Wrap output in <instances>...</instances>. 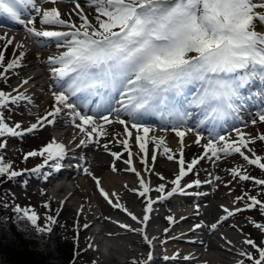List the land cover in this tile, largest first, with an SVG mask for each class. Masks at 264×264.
I'll list each match as a JSON object with an SVG mask.
<instances>
[{
    "label": "snow or ice",
    "instance_id": "6c2138e0",
    "mask_svg": "<svg viewBox=\"0 0 264 264\" xmlns=\"http://www.w3.org/2000/svg\"><path fill=\"white\" fill-rule=\"evenodd\" d=\"M62 2L75 5L73 13L78 20L72 19V13L63 14L60 11L56 5ZM43 4L52 6L45 8ZM86 4L94 9L95 14L91 18L78 0H41V6H37V0H0V24H19L37 45L54 44L57 49H63L47 60L51 79L57 86V90L51 92L54 105L43 116H37L36 122L26 129L19 122L10 125L5 111L11 112L13 107H19L23 102L31 104V98L20 92L19 88L12 92L0 90V138H23L39 128L54 126L64 110H67L69 117L64 126L70 124L84 137L79 140L77 147L87 146L89 142L100 144L102 138L111 135L108 126L121 125L123 132L115 133L112 142L122 145L128 153V159L123 161L129 166L125 171H131L139 178V189L135 191L138 197L145 198L143 216L137 217L120 203L117 193L110 194L101 187L100 179L88 167H83V172L92 177L101 197L112 208L120 209L141 225L139 229H133L128 224L117 222L121 229L141 233L143 242L150 248L146 259L133 260L132 264H150L155 238H149L147 227L152 218L153 205L174 195H189L186 189L200 188L202 182L199 179L183 186L181 181L193 173L201 160L219 161L222 157L238 154L247 165L264 171V155L257 154L251 147L257 141L264 142V134L253 136L240 128H235L238 139L213 135L211 132L206 139L200 132H195L194 143L202 147L203 154L186 164L185 136L194 129L184 127L187 120L191 119V113L178 107L175 99L184 96L189 85H198V91L190 104L204 110L200 122L202 125L225 120L230 114L243 121L239 114L240 108L252 98V94L245 96L242 90L254 82L261 84L260 92L256 95H261L264 100V31L257 30L258 25L264 27V0H86ZM29 7L35 15L22 18L21 8ZM37 23L43 27L38 28ZM0 41L3 42L0 47V80L7 82L9 73H15L16 69L23 67L26 51L22 43H15V38L9 37L7 33L0 34ZM9 46L20 51L19 55L14 51L13 58L5 63V52ZM28 82V79H24L21 87ZM93 97L100 98L97 109L108 112L107 115L101 114L99 120L82 111L90 105ZM73 98H77L79 106L78 102H70ZM146 117L168 118L180 144L178 173L171 181H166L164 175L157 173L159 179L165 182L155 188L133 165L130 145L133 132L145 171L152 172L149 167V144L153 145V154L150 156L152 164L157 160L156 153L173 161L177 159V152L168 146L165 137L149 136L153 128L142 123ZM250 122L252 125L264 124V108ZM205 139L206 142L201 145V140ZM102 146L110 152L114 161L121 159L123 153L111 152L108 143ZM6 147L7 140H0V149ZM30 157H42L43 163L30 170L17 171L13 169L12 162L0 155V177L13 180L24 175V172H31L42 174L47 180L53 172H60L65 167L64 161L69 158V150L64 143L53 138L38 151L27 152L23 159L27 161ZM46 167L50 171L44 174ZM76 167L81 168L82 165ZM111 169L117 170L114 162ZM228 172L233 179L252 181L254 185L260 186V195H264V179L251 176L243 165L229 168ZM221 179L216 175L204 183L212 184ZM24 183L27 184V181ZM169 184L170 190H166ZM152 192L158 195L153 198ZM191 194L206 195L202 192ZM241 203L242 207L221 206L224 214L216 222L210 225L197 223L191 230L208 228L216 231L229 218L253 209L259 210L264 216V201L258 196L244 192L233 201L234 205ZM44 207L51 211L49 204ZM13 211L17 214L18 224L26 221L40 237L51 233L52 225L56 224V218L47 214L46 223L41 226L38 223L40 217L32 208L17 205ZM80 212H83V208ZM166 220L172 226L179 222L172 215L167 216ZM250 222L264 233V223ZM83 227L88 229L90 224L85 223ZM170 231V228L164 229L165 234ZM162 243H167V240ZM227 243L232 244V241L228 240ZM243 243L251 246L258 253V258L251 251L241 249L238 254L244 259L238 260L237 264H245V259L251 264H264V247L247 237ZM87 247L91 249L93 245L89 243ZM162 259H179V253L173 257L165 255Z\"/></svg>",
    "mask_w": 264,
    "mask_h": 264
},
{
    "label": "bare ground",
    "instance_id": "6f19581e",
    "mask_svg": "<svg viewBox=\"0 0 264 264\" xmlns=\"http://www.w3.org/2000/svg\"><path fill=\"white\" fill-rule=\"evenodd\" d=\"M78 2L81 4V7L84 8V12L86 14H89L90 17L95 14L94 9L87 6L86 0H78ZM51 6V4H46L45 8ZM56 6L63 14L72 13V19L78 20V17H76L75 13H73V8L75 6L73 3L62 2ZM37 27L39 28L43 26L38 24ZM20 30L21 29H18V27H13L11 28V30H9V32L6 31V33L9 37L15 38V43H22L24 45V49L28 51L27 53L29 55H41L34 49L35 47L32 42L35 41L28 35L25 36L24 34H22ZM51 45L54 44L38 46L46 51L48 46ZM46 56L48 58L50 55L46 53ZM41 60L42 62L38 61V63L30 62L28 64H24L26 72L23 79H28V84L21 87V80L19 83L14 85L10 89V91H8L12 92L13 89L19 88L20 92L25 93L31 98L32 103L30 104V106H38L39 104L37 103L39 101L44 102L43 110L45 108L47 110H44L43 113H46L47 111H50L54 105V99L51 95V86H53L54 89L57 86L53 83L51 74H48L44 70L46 66L45 58H41ZM41 67L43 71L38 70ZM44 77L48 80H51L50 85L49 83H44ZM75 102L78 101L75 100ZM84 109L86 110L87 108L85 107ZM97 119L99 120V117H97ZM66 121H69V117L67 115V110H64L57 118L56 124L54 126H47V128L54 129V131L61 133V143H64L67 146L69 150V158L64 161L65 167L60 172H53V174L49 176L47 180H45L43 177L39 178V185L43 184L39 187L41 189L39 193L44 198H53L55 195L58 196V199H56V201H58L60 198L64 207L68 209L79 210L81 207H84L85 210L83 209V212L78 213L80 214V216H84L83 225L85 223L90 224V227L88 229L96 226L94 228V230H97L96 237L93 235V231H91L90 238L92 239L93 243L97 244V251L101 252L102 248H104V244L109 246V244L106 243L107 239V241L111 244L110 252L112 253L113 250H116L119 253L125 252L123 256H129V254L140 255L139 247L146 249L149 248V246L143 242L141 233L129 232L121 229L118 226L117 222L128 224L133 229H139L141 225L132 221L131 218L123 213L120 209L112 208L101 197L99 189L97 188L92 177L86 175L83 172V167H88L89 170L100 179L101 187H103L110 194L112 192L117 193L120 197V203L124 204L129 209V211L134 213L137 217L143 216L145 198L138 197L137 191H135L139 189V178L135 173L131 171H125V169L129 167L128 165L124 163L121 164V160L124 161L128 159V153L123 152L121 159L114 161V158L111 156V154L109 158L108 156H106L107 154L104 153L106 151L102 146L104 143H108L111 152H118L119 148H122V150L125 151L122 145L112 142L115 139V133L123 132V127L119 124L110 125L108 126V129H110L109 132L111 133V135L109 137L102 138L100 144L89 142L87 146L77 147V145L79 144V140L84 137H82L79 134L78 130L73 128L70 124H68V126H64ZM161 125L165 127L166 123H161ZM198 130L199 129L196 128L193 132H189L185 136V147L189 145H196V143H194L196 139L195 132H197ZM245 133L252 135V131L250 129H245ZM149 136L159 137L163 135L159 134L157 129H153V131L149 133ZM134 138L135 132H133V138L130 141L131 150L133 152V165L135 166L137 172H140L146 181H150V186L152 188H155L158 184L161 183V180L159 179L157 173L162 174L166 177L173 176L172 179L175 178L174 175L177 174L175 163L166 162V157L160 155L159 153H156L157 160L155 164H152L150 156L153 154V150L151 149H149V167L152 169V172L145 171L144 166L141 164V154L139 152V148H135V146L137 145L134 143ZM165 139L168 146L173 149V151L176 152V150L180 148L179 138L175 134H167L165 136ZM75 153L79 156L75 155ZM106 160L107 163L105 162ZM78 162L80 163L78 164ZM113 162L115 163L117 169L116 171H114V173L117 174L108 172L112 170L111 165ZM76 165H82V167L77 168ZM70 166L74 169V172H71L69 174V170L71 169ZM217 169H220L221 171H218ZM225 169L226 168L222 165V163L218 164L217 162L216 171L218 174L221 173V176H219L224 179V181H222L217 186H215L216 184H214L215 181H213L212 184L206 183V186H204L205 188H203L205 190L201 191L202 193H204L205 191H210V193H206V195H200L197 197H191L190 199L191 201H193V198L195 200L197 199L200 204L207 203V208H205V210L198 209L200 211L199 212L197 209H195L189 212V209H184V205L186 204L185 202H179L176 204L177 210L174 211L172 216H174L179 222L177 223V226L168 227L171 229L170 232H172V236L169 237L167 243L158 242V244H155L154 249H152L154 253H163L162 251H164L171 257L179 253V259H170V264L175 263L174 261L177 260L186 262L187 264H234L235 259L240 258L238 254L239 251L241 249L247 251L243 243V234H238L236 232V230H238L242 233L241 228L242 226H244L243 223H236L233 220H230V218V221L222 223L216 231H210L208 228H200L199 230L196 229L195 231H192L191 229L194 225L191 226L190 223H186V220H188L192 216L204 215V224L210 225L211 223H208L207 220L209 222H215L219 215L222 216L224 213L222 212L221 206H218L216 204L217 202L214 203L212 201L213 199L221 200V204L223 206L233 208L234 205L232 200L234 201L235 194H233V196L231 195V198V196L227 193L225 195L223 193H219V190L221 188H224L225 186H227V184H230L228 183L229 180L227 179V176L225 175L226 178H223L222 176V173H225ZM80 174L84 176L85 182H81L78 179ZM213 174L212 179L214 176L218 175L216 173ZM70 180L74 182L75 187H72V183L71 186L68 184V181ZM59 181L62 182H60L58 186H55V183ZM49 187L53 192L56 191L57 193H55L54 195L48 189ZM233 190L235 189L232 188V190H229V192L233 193ZM76 195L79 196V200L77 197H75ZM155 197L156 196H153V198ZM166 201L171 200L169 198ZM159 204L160 203L153 205L152 218L147 227V234L149 238L157 239L159 233H161V238L165 237L166 235L164 232V229L166 228L160 227L158 225V220L161 218L160 214L162 212H164L166 216H168L169 212H167V210ZM180 209H182L183 211H181ZM240 215H242V213L237 214L235 217H239ZM105 217H108L109 219H105ZM181 217H186V219H180ZM232 225H235L236 227H232ZM224 228L228 229L227 231L229 233L224 231L223 234H216L219 231H223L221 229ZM202 229H204L205 231L202 232ZM195 232H198V236L191 237V234ZM213 235H215L218 240L222 241L224 244H227V246L230 245L231 247H226L222 243L215 241L212 237ZM172 237H178V239H172ZM228 240H231L232 244H228ZM117 241L120 242L119 245L117 244ZM175 241H180L182 243L180 245H177ZM99 245L101 246L100 248L98 247ZM159 246L162 248V251L159 250ZM105 251L108 252L109 249L106 248ZM96 257H100V255L96 254ZM185 257H188V259H185ZM197 260H201V262H197Z\"/></svg>",
    "mask_w": 264,
    "mask_h": 264
},
{
    "label": "rangeland",
    "instance_id": "374dc122",
    "mask_svg": "<svg viewBox=\"0 0 264 264\" xmlns=\"http://www.w3.org/2000/svg\"><path fill=\"white\" fill-rule=\"evenodd\" d=\"M257 27L263 28L259 25ZM2 45H3V42L0 41V47H2ZM14 51L18 55L20 50H16L14 49L13 46H9V48L5 52V63H7L13 58L12 54ZM32 61L33 59L25 60L22 63L23 67L16 69L15 73H9L8 74L9 79L7 80V82L0 80V90L10 91V89L14 85H16L21 80H23L25 76V72H26V69L24 68V64H28ZM38 70L43 71L42 67L39 68ZM44 83H45V79H44ZM43 103L44 102L39 101L37 103L39 105L33 107V106H30V104H28L27 102H23L19 107H13V110L11 112L7 110L5 111L6 120L10 125L19 122L23 125L22 127L24 128L25 126L30 124L31 121L34 122L35 121L34 119L37 116H43L45 114L43 113L44 111ZM247 127L248 128H245V129H250L252 131L253 136L264 134V124L262 123H258L256 126L248 125ZM108 130L110 131V129ZM49 134L50 133L47 131V129L42 131V128H40V131L26 134L23 138H7V137L0 138V140L2 139L7 140V147L5 149H0V155H3L6 161L12 162L14 170L29 166L31 164L30 162L31 157L27 161H24L23 159L24 155L29 151H33V150L38 151L40 148L46 145L50 140ZM251 147L255 149L257 154L259 155L264 154V142L257 141L256 144L251 145ZM149 148L153 149V145L149 144ZM189 148L190 149L187 150L186 157H185L186 164L190 162L193 159V157L198 155L200 150H202L200 145H193V146L190 145ZM104 153L107 154L106 152ZM77 156L79 155L77 154ZM105 162L107 163V160ZM166 162L175 163L174 161H168V160H166ZM219 163H222V165L226 168L224 170L225 173H222L223 178H226L225 177L226 175L227 179L231 181L230 184H227V186H225L224 188H221L219 190V193H223L224 195L227 193L230 196L231 195L233 196V194H235L234 196L236 197L242 195L244 192H248L252 195L256 193L260 194V186L254 185L252 181H239L238 179H233V177L229 174L228 169L239 166V165H243L251 176L260 178V179H264V171L257 169L255 166L247 165L246 162H244L238 154L229 156L226 158L224 157V159L218 162V164ZM175 165H176L175 168L179 169L178 163H175ZM216 165L217 164H215L213 160H208V159L201 160L200 163L193 169V173H190L188 176H186L184 180L181 181V184L184 185L185 183H190L195 179H199L201 180L202 185H203V183L209 179L210 173L214 172L217 174V172L214 170V167ZM218 170L221 171L220 169ZM108 172H111V170ZM111 173L113 174L114 172L112 171ZM196 173H198V175H196ZM114 174H117V173H114ZM218 175L221 176V173ZM41 176L42 174H39V175L32 174L31 172H29L28 174H25V179H26L25 181H27V184L24 185L25 188L19 187V185L14 186L12 183L9 184L6 187V189L10 193L13 192L14 197L11 196V198L8 199L7 201L8 206L9 204L10 205H20V206H23L24 208L25 207L32 208L35 211H36V208L38 209L37 211L41 210L40 213L38 214L40 217V220L38 221V223L41 226H43L46 223L45 216L47 214L57 217V212H59L57 218H61L65 222V226L64 227L62 226V229L59 231V233L61 234L62 239L66 240L65 242L66 247L69 250V252L72 254L71 260H73L74 256L77 255L76 257L78 260L76 262H73V264H120L116 259H107L104 255L102 256L101 252L96 250L97 247L93 246V248L91 249L87 247L89 242H92L90 238V231L94 230L96 226L90 229L83 228L82 225L84 221V216L82 215L80 216L77 210L65 208L62 211H60V204L56 205V202H54L53 200H49L48 198L45 199L41 194H39V191L41 190L39 187L43 185V184L39 185L38 183V181L40 180L39 178H41ZM79 178L83 180L84 176L80 174ZM169 179H172V176H169L168 178H166V181H168ZM222 181H224V179H222L221 181H218L215 186L220 184ZM69 182L71 183L72 180H70ZM162 182H165V181H161V183ZM169 186H168V189L166 190H170L171 186L170 187ZM232 188H234L235 190H233V193H230L229 190H232ZM199 192H202V191H199ZM75 197H77L79 200V196L76 195ZM259 198H261L262 201H264V195H261ZM197 201H198L197 199L194 201H190L186 203L184 207L186 209L193 210L194 207L198 205L196 204L198 203ZM212 201L214 203L217 202L216 204L218 206L219 205L223 206L221 205V200L213 199ZM45 204L50 205L51 211H49V209L44 207ZM163 207L164 209H167V206L164 205ZM81 208L85 210L84 207H81ZM194 218L193 220L191 219L190 222H187V223H190V225L193 226L195 225L196 221H201L203 218H205V216L199 215V216H194ZM253 220L256 222L264 223V216L261 215L259 210L253 209L252 211L246 212L240 215L238 218H235L233 220L234 222L244 224V226H242L241 228L242 233L238 230H236V232L238 234H243L244 239L246 237L251 238L256 242L257 245L264 247V233H262L260 230L256 229L253 226V224L250 222ZM158 225L160 227L165 228V225H166L165 217L164 218L161 217V219L158 220ZM201 231L204 232L205 230L202 229ZM75 232L77 233L78 237L74 236ZM217 233H222V232H217ZM196 236H198V234ZM213 239H217V238L214 236ZM217 241L220 242V240H217ZM74 242H76V245H75L77 249L76 251H73L75 248ZM157 242H159V240L155 241V243ZM106 243H108L109 247H111V244L107 241V239H106ZM119 243L120 242L117 241L118 245ZM175 243L177 245H180L182 242L175 241ZM220 243L224 245L223 242H220ZM228 247H231V246L228 245ZM244 247L247 249V251H251L255 253V256H258V253H256L255 250L251 248V246L244 244ZM139 249H140L139 250L140 253H142L143 250L145 251V249L141 247H139ZM113 253L117 254V256L118 254H120V257H121V255H123L125 252L119 253L116 250L115 251L113 250ZM96 254L100 255V257H96ZM132 255L133 254H129V257H126V259H123L121 264H132L133 260H130L133 258ZM237 259L238 258H236L234 262H237ZM183 264H187V263L184 262ZM245 264H250V263L249 261H245Z\"/></svg>",
    "mask_w": 264,
    "mask_h": 264
},
{
    "label": "trees",
    "instance_id": "16d2710c",
    "mask_svg": "<svg viewBox=\"0 0 264 264\" xmlns=\"http://www.w3.org/2000/svg\"><path fill=\"white\" fill-rule=\"evenodd\" d=\"M6 180L0 177V264H73L66 240L59 233L62 224H54L51 233L40 237L26 221L17 223L16 205L7 203L14 194L6 187L21 184L22 178Z\"/></svg>",
    "mask_w": 264,
    "mask_h": 264
}]
</instances>
